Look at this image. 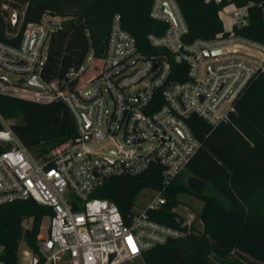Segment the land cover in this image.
I'll use <instances>...</instances> for the list:
<instances>
[{
	"label": "built area",
	"instance_id": "obj_1",
	"mask_svg": "<svg viewBox=\"0 0 264 264\" xmlns=\"http://www.w3.org/2000/svg\"><path fill=\"white\" fill-rule=\"evenodd\" d=\"M215 1L233 7L230 30L187 42L188 25L176 0H154L150 17L168 27L162 36H148L156 50L152 55L115 15L104 56L96 59L92 53L82 72L69 73V82V75L49 82L41 75L54 28L42 19L24 24L25 8H15L14 26L7 12L11 6H3L9 27L6 40L0 31V95L62 102L76 124L74 139L37 156L16 136L14 120L0 114V145L7 146L0 153V207L33 200L52 211L48 235L42 228L38 252H28L30 264H122L186 235L151 220L147 212L166 203L164 191L202 148L187 120L198 116L212 126L229 121L240 96L264 75V42L236 31L249 25V8L256 4ZM165 4L170 12L163 11ZM258 6L264 12V1ZM184 74L185 80H174ZM155 165L163 170L162 188L143 212H134L130 224L115 203L93 196L109 179L134 177ZM4 250L0 247V264H6Z\"/></svg>",
	"mask_w": 264,
	"mask_h": 264
},
{
	"label": "trees",
	"instance_id": "obj_2",
	"mask_svg": "<svg viewBox=\"0 0 264 264\" xmlns=\"http://www.w3.org/2000/svg\"><path fill=\"white\" fill-rule=\"evenodd\" d=\"M264 0H233L239 7L250 3L249 25L237 33L264 42V12L258 6ZM154 0H0V31L9 27L3 6L17 10L25 6L24 24L37 23L45 15L64 20L50 36L42 78L49 82L65 80L79 71L88 53L96 59L104 56L115 15L122 27L147 55L156 52L151 34L162 36L168 24L150 17ZM188 25L187 42L214 39L227 33L221 11L227 3L215 0H176ZM186 66V65H182ZM174 80L186 76L174 75ZM77 81L73 82L75 84ZM0 114L5 120H19L12 126L20 141L37 156L48 154L59 143L74 139L75 119L62 102L38 104L0 95ZM51 117L58 122L48 123ZM195 137L203 145L186 169L164 191L166 203L149 210L148 217L160 224L186 232L165 244L144 251L145 264H264V75L253 81L236 102V112L227 122L212 126L194 116L187 120ZM3 125L0 123V130ZM7 146L0 145V153ZM163 170L155 165L134 176L109 179L94 197L115 203L126 224L131 223L139 195L146 189L157 191L163 185ZM186 174V176H185ZM186 177V181L183 178ZM190 195L203 203L197 220L202 230L187 232L183 219L175 211L180 196ZM49 207L33 200L18 201L0 207V247L6 264H20L21 242L38 252L37 237ZM31 221L30 227L24 222Z\"/></svg>",
	"mask_w": 264,
	"mask_h": 264
},
{
	"label": "rangeland",
	"instance_id": "obj_3",
	"mask_svg": "<svg viewBox=\"0 0 264 264\" xmlns=\"http://www.w3.org/2000/svg\"><path fill=\"white\" fill-rule=\"evenodd\" d=\"M10 6L14 7L12 5ZM23 8H25V6H21L20 11H22ZM232 11H233L232 6H226L221 11V18L224 22L226 31L230 30V27L232 25V22H231V12ZM63 20L64 19L61 17H53L51 15H45L42 18V22L52 28H55V27L57 28ZM92 53H93L92 51L88 53V56L84 63L85 66H88L90 64ZM9 76L13 80L16 79L15 76H12V75H9ZM13 122L14 124H17L19 120H14ZM183 180L186 181V177H184ZM155 196H156V192L154 190H151V189L144 190L137 199L134 211L136 213L143 212L148 207V205L150 204V202ZM180 200H181V204L175 209V211L183 219L182 227L186 226L187 232H190L193 228H195V230L197 231H201L203 227H202V223L199 220H197V214H199V212L201 211L203 207V203L190 195H181ZM31 224H32L31 221L24 222V226L27 228L30 227ZM49 224H50V219L49 217H46L43 221L44 236L48 235L47 228L49 227ZM28 252L30 253L31 250L27 247L26 243L22 241L19 246V250H18V257H19L20 264H30V261H29L30 256ZM122 264H145V262L143 261L142 257H140L133 261H125Z\"/></svg>",
	"mask_w": 264,
	"mask_h": 264
},
{
	"label": "water",
	"instance_id": "obj_4",
	"mask_svg": "<svg viewBox=\"0 0 264 264\" xmlns=\"http://www.w3.org/2000/svg\"><path fill=\"white\" fill-rule=\"evenodd\" d=\"M163 11L165 12H170L169 10V7H168V4H165L164 7H163ZM8 15L10 17V20L12 22V24L15 26L16 22H17V19H18V13L16 11V9L14 7H9L8 10ZM43 65V64H41ZM84 70V67H81L79 69V72H82ZM73 78V75H69L67 78H66V82H69L71 79ZM32 83H37L36 82V79L35 77L32 78L31 80ZM173 86V83H170L168 85L169 88H171ZM59 121V118L58 117H51L47 120L48 123H53V122H58ZM36 257H38V254H35Z\"/></svg>",
	"mask_w": 264,
	"mask_h": 264
}]
</instances>
